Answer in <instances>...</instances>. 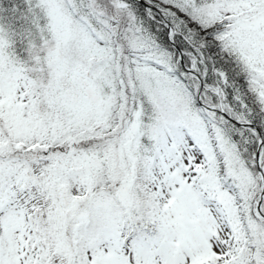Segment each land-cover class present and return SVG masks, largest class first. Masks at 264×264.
Segmentation results:
<instances>
[{"label":"snow or ice","instance_id":"snow-or-ice-1","mask_svg":"<svg viewBox=\"0 0 264 264\" xmlns=\"http://www.w3.org/2000/svg\"><path fill=\"white\" fill-rule=\"evenodd\" d=\"M0 264H264V0H0Z\"/></svg>","mask_w":264,"mask_h":264}]
</instances>
